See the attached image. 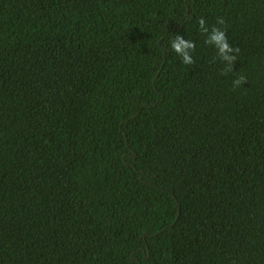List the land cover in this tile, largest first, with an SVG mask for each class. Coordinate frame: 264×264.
I'll return each mask as SVG.
<instances>
[{
  "label": "trees",
  "instance_id": "trees-1",
  "mask_svg": "<svg viewBox=\"0 0 264 264\" xmlns=\"http://www.w3.org/2000/svg\"><path fill=\"white\" fill-rule=\"evenodd\" d=\"M0 264H264V0H0Z\"/></svg>",
  "mask_w": 264,
  "mask_h": 264
},
{
  "label": "clouds",
  "instance_id": "clouds-1",
  "mask_svg": "<svg viewBox=\"0 0 264 264\" xmlns=\"http://www.w3.org/2000/svg\"><path fill=\"white\" fill-rule=\"evenodd\" d=\"M217 25H224L225 21L222 17L217 18ZM199 30L202 34H205L206 39L204 40L205 45L211 46L216 50L217 58L225 63V68L222 74L233 71V66L237 60L239 49L233 48L229 45L226 37V32L220 27L212 26L211 29L206 26V21L201 18L198 21ZM195 44L189 40H186L180 35L173 37L171 42V50L181 58L182 63L185 65L193 64L192 52L195 50ZM246 83L244 76H239L233 81L234 89L240 85Z\"/></svg>",
  "mask_w": 264,
  "mask_h": 264
}]
</instances>
